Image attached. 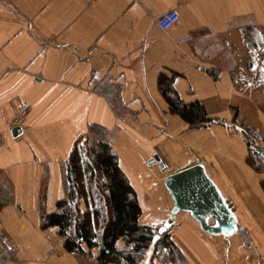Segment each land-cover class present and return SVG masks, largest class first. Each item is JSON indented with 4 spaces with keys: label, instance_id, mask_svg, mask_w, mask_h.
<instances>
[{
    "label": "crops",
    "instance_id": "obj_1",
    "mask_svg": "<svg viewBox=\"0 0 264 264\" xmlns=\"http://www.w3.org/2000/svg\"><path fill=\"white\" fill-rule=\"evenodd\" d=\"M173 9L180 19L164 31L156 18ZM161 73H176L180 98L199 101L213 122L193 127L172 113ZM91 126L108 131L140 225L156 229L170 217L167 176L204 165L237 230L212 235L177 212L169 234L183 264H264L263 178L241 134L254 129L262 146L264 0H0V264H95L96 250L69 253L56 228L40 227L66 197L64 165Z\"/></svg>",
    "mask_w": 264,
    "mask_h": 264
},
{
    "label": "trees",
    "instance_id": "obj_2",
    "mask_svg": "<svg viewBox=\"0 0 264 264\" xmlns=\"http://www.w3.org/2000/svg\"><path fill=\"white\" fill-rule=\"evenodd\" d=\"M245 38L251 48L260 45L255 30L247 29ZM176 76H158L159 90L170 111L193 127L212 123L199 101L186 103L180 98L173 86ZM241 134L248 147L256 144L254 129L243 126ZM247 163L263 176L264 190V157L251 148ZM64 177L67 195L56 202L54 212L42 213L40 227L56 228L57 235L64 238L65 251L93 258L92 252L96 250L95 264H140L148 253L152 261L160 263L174 264V258L179 260L178 264L185 262L168 230L150 249L159 228L140 225L142 209L137 194L119 165L106 129L91 126L88 135L76 142L64 165Z\"/></svg>",
    "mask_w": 264,
    "mask_h": 264
},
{
    "label": "water",
    "instance_id": "obj_3",
    "mask_svg": "<svg viewBox=\"0 0 264 264\" xmlns=\"http://www.w3.org/2000/svg\"><path fill=\"white\" fill-rule=\"evenodd\" d=\"M21 133L20 126H15L12 129L13 136H18ZM252 149L264 157L263 148L253 145ZM165 186L175 205L168 220L159 227L158 232L153 236L150 249H154L162 235L173 225L174 216L179 211L190 213L202 230L212 235H229L237 230L234 213L226 204L216 184L207 175L201 162L167 176Z\"/></svg>",
    "mask_w": 264,
    "mask_h": 264
},
{
    "label": "built area",
    "instance_id": "obj_4",
    "mask_svg": "<svg viewBox=\"0 0 264 264\" xmlns=\"http://www.w3.org/2000/svg\"><path fill=\"white\" fill-rule=\"evenodd\" d=\"M180 19V13L177 9L170 10L166 12L165 14L159 16L156 18V24L158 25L159 28H161L164 31L170 30L172 27H174L177 22ZM193 40V36L188 35L186 38L177 40L178 44H183L187 43ZM27 108H24L13 120H12V126H22L25 120V117L27 115ZM158 165V162L155 158H150L149 160L146 161V166L148 168H153ZM3 242L6 240L3 238ZM10 251L15 252L17 250L16 246H10ZM48 252H52V248L48 249Z\"/></svg>",
    "mask_w": 264,
    "mask_h": 264
},
{
    "label": "rangeland",
    "instance_id": "obj_5",
    "mask_svg": "<svg viewBox=\"0 0 264 264\" xmlns=\"http://www.w3.org/2000/svg\"><path fill=\"white\" fill-rule=\"evenodd\" d=\"M87 136V135H86ZM257 139H258V137H257ZM85 141L83 140V141H81V143H84ZM255 145H257V144H255ZM260 145V144H259ZM261 147L264 149V138L262 139V142H261ZM249 148V150H251V148L250 147H248ZM262 178H263V176H262ZM173 226V225H172ZM172 226L168 229V232H169V230H171V228H172ZM50 242V244H51V248H52V252L51 253H53L54 252V246H52L53 244V242H52V240H49ZM152 250V249H151ZM152 259V257H151V254L150 253H148L144 258H143V260L141 261V263L140 264H170V263H160L158 260H154V261H152L151 260ZM174 264H178V259L177 258H174Z\"/></svg>",
    "mask_w": 264,
    "mask_h": 264
}]
</instances>
